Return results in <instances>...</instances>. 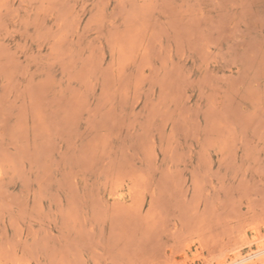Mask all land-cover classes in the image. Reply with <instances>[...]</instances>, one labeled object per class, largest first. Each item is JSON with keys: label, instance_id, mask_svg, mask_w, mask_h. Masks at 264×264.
<instances>
[{"label": "rangeland", "instance_id": "rangeland-1", "mask_svg": "<svg viewBox=\"0 0 264 264\" xmlns=\"http://www.w3.org/2000/svg\"><path fill=\"white\" fill-rule=\"evenodd\" d=\"M0 264H264V0H0Z\"/></svg>", "mask_w": 264, "mask_h": 264}, {"label": "bare ground", "instance_id": "bare-ground-1", "mask_svg": "<svg viewBox=\"0 0 264 264\" xmlns=\"http://www.w3.org/2000/svg\"><path fill=\"white\" fill-rule=\"evenodd\" d=\"M185 256V255H184Z\"/></svg>", "mask_w": 264, "mask_h": 264}]
</instances>
